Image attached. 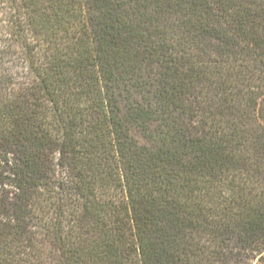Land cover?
I'll use <instances>...</instances> for the list:
<instances>
[{"label":"trees","instance_id":"16d2710c","mask_svg":"<svg viewBox=\"0 0 264 264\" xmlns=\"http://www.w3.org/2000/svg\"><path fill=\"white\" fill-rule=\"evenodd\" d=\"M264 0H0V264L264 261Z\"/></svg>","mask_w":264,"mask_h":264},{"label":"rangeland","instance_id":"374dc122","mask_svg":"<svg viewBox=\"0 0 264 264\" xmlns=\"http://www.w3.org/2000/svg\"><path fill=\"white\" fill-rule=\"evenodd\" d=\"M262 97H261V109H263V115H264V83H263V86H262ZM253 264H264V261H258V260H255L253 262Z\"/></svg>","mask_w":264,"mask_h":264}]
</instances>
